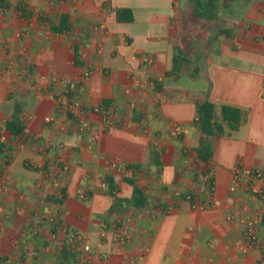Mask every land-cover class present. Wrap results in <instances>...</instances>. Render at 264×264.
<instances>
[{
	"label": "crops",
	"instance_id": "crops-1",
	"mask_svg": "<svg viewBox=\"0 0 264 264\" xmlns=\"http://www.w3.org/2000/svg\"><path fill=\"white\" fill-rule=\"evenodd\" d=\"M212 15L189 0H0V264H261L242 220L262 202L230 186L237 167L264 170V0H213ZM206 101L246 121L210 139L192 125ZM106 176L119 198L134 176L148 204L113 210Z\"/></svg>",
	"mask_w": 264,
	"mask_h": 264
},
{
	"label": "trees",
	"instance_id": "trees-1",
	"mask_svg": "<svg viewBox=\"0 0 264 264\" xmlns=\"http://www.w3.org/2000/svg\"><path fill=\"white\" fill-rule=\"evenodd\" d=\"M60 1V0H53ZM193 7L194 16L198 19H212L213 15V0H189ZM117 21L131 22L133 21V14L130 9L118 8L115 10ZM70 25L68 24V16L63 15L60 18L59 26L54 28L56 32L69 31ZM76 55L78 49L73 45ZM180 62L179 58L174 60V70L177 69ZM108 101H103L106 105ZM246 121V114L238 108L221 105L216 106L211 102H203L197 107V115L192 125L198 128L208 138L220 137L227 133L236 131ZM6 130L11 136L17 137L24 129V124L19 117V111L16 109L12 117L6 121ZM1 147V146H0ZM126 168L137 170V166L127 165ZM208 181L212 184V176H209ZM124 181L132 186V194L129 198L117 197V188L111 176H106L104 182L107 185L108 193L114 198L113 210L119 212L122 208H141L148 204V199L145 192L137 185V180L134 176L124 177ZM260 224H264V215ZM63 256L67 259L69 257L68 251H62Z\"/></svg>",
	"mask_w": 264,
	"mask_h": 264
},
{
	"label": "built area",
	"instance_id": "built-area-1",
	"mask_svg": "<svg viewBox=\"0 0 264 264\" xmlns=\"http://www.w3.org/2000/svg\"><path fill=\"white\" fill-rule=\"evenodd\" d=\"M191 128L192 126L173 123L171 135L180 136L187 134ZM128 170L129 172H134L132 168ZM104 185L106 186L105 183ZM239 188L246 190L254 199L262 202L261 208L255 212L254 216L249 219H243L242 222L245 226L243 234L244 241H246L248 245L260 250V263L264 264V238L260 237L257 232V226L260 224L264 215V170L243 171L241 168L237 167L232 174L230 190L234 191ZM71 240L75 244H79L82 242V237L72 235ZM84 249L88 250L89 247L84 246Z\"/></svg>",
	"mask_w": 264,
	"mask_h": 264
}]
</instances>
